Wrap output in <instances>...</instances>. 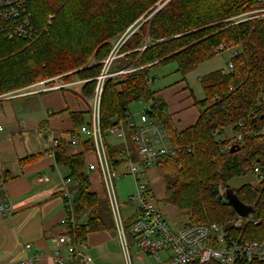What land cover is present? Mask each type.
Instances as JSON below:
<instances>
[{
  "label": "trees",
  "instance_id": "trees-1",
  "mask_svg": "<svg viewBox=\"0 0 264 264\" xmlns=\"http://www.w3.org/2000/svg\"><path fill=\"white\" fill-rule=\"evenodd\" d=\"M167 1L25 0L37 37L5 38L0 33V96L58 78L82 82L83 96L92 98L105 61L123 38L110 73L128 72L104 83L102 134L126 120L132 104L144 103L150 120L166 131L176 149L174 156L156 161L168 181L165 204L186 211L193 224L226 225L235 236L263 241L264 4L255 0ZM230 48L238 50L232 68L201 79L204 99L196 102L199 118L192 127L178 131L159 96L161 90L155 88L157 72L174 66V74L181 75L183 81L199 65ZM70 116L77 133L89 124L91 114ZM78 143L75 151L70 141L59 140L52 152L56 163L69 170L74 185L73 197L65 199L70 211L65 224L72 242L80 247L89 233L116 228L91 191L87 157L94 152L93 140L81 135ZM232 146H236L234 152ZM106 150L113 168L128 159L126 150L108 145ZM39 159V154L27 156L20 165ZM255 168L261 175L258 187L233 189L243 204L255 210L252 219L247 218L243 228L236 229L232 222L238 215L223 194L231 181L254 173ZM11 179L0 173L1 191Z\"/></svg>",
  "mask_w": 264,
  "mask_h": 264
},
{
  "label": "crops",
  "instance_id": "crops-1",
  "mask_svg": "<svg viewBox=\"0 0 264 264\" xmlns=\"http://www.w3.org/2000/svg\"><path fill=\"white\" fill-rule=\"evenodd\" d=\"M53 87L61 89L49 90ZM82 87L78 80L67 83L55 79L53 83H38L0 96V173H7L12 177L4 184L1 195L7 197L14 209L11 214H0V264H22L24 260L35 256L38 259L32 264H57V253L61 259L67 260V246L60 244L59 239L70 236V229L65 224L70 211L60 188L63 180L69 178V170L56 163L52 148L56 138L70 141L75 136L71 113H90L91 103L80 99ZM159 96L167 104L178 131L182 132L196 123L200 115L196 107L198 101L189 89L186 79L178 86L161 90ZM128 121L137 122L131 113L121 122L126 124ZM105 145L128 151V159H139L129 146L114 147L106 139ZM77 150L78 145L75 147V151ZM37 154L40 159L35 163L24 167L20 165L21 159ZM97 163L94 153L88 155L87 167ZM109 163L113 170L122 168L124 164L113 168L111 162ZM152 168L162 175L159 167L155 165L146 170L145 176H150ZM98 172L97 180L104 189L105 197L103 179L100 171ZM89 177L91 191L96 193L92 189L91 174ZM162 177L164 178L163 175ZM135 185L137 192L136 181ZM73 188L74 185L71 184L69 190L72 195ZM148 190L155 202H159L160 198L149 188ZM97 196L100 197L98 194ZM114 225L116 230L113 232L89 233L84 243L77 247L91 260L89 264H126L115 218ZM27 245L31 246L30 250L26 249ZM74 264L88 263L76 261Z\"/></svg>",
  "mask_w": 264,
  "mask_h": 264
},
{
  "label": "built area",
  "instance_id": "built-area-1",
  "mask_svg": "<svg viewBox=\"0 0 264 264\" xmlns=\"http://www.w3.org/2000/svg\"><path fill=\"white\" fill-rule=\"evenodd\" d=\"M25 6V0H0V33H3L5 38L18 37L30 40L37 37V33L30 25V15L27 14ZM124 41L123 38L120 39L110 58L105 61L103 72L97 78L98 83L94 96L88 99L81 92L80 99L91 103L90 121L89 124L80 127L75 136L69 140L73 148L78 145V137L81 135L93 140L95 148L93 153L97 157L98 163L89 164L88 169L90 172L100 171L101 173L106 197L122 240L126 264H132L115 191V179L118 178V174L117 170H113L110 166L104 135L100 127L101 96L106 79L128 72V70H124L110 73L118 48ZM230 67L232 68V64ZM55 79L46 82L53 83ZM46 82H41L40 85ZM58 89L61 88L53 87L49 90ZM148 111L146 106L140 115V124L134 121L126 123L133 132V141L139 159L135 161L130 158L122 165L137 184V192L131 197V201L136 204V210L132 217L130 232L138 249L144 251L147 256H152L157 264H251L264 262V240H250L245 238L243 234L235 236L227 231L226 225H196L188 220L186 222L184 220L181 224H172L165 213L160 211L152 193L144 183L145 172L155 166L158 159L174 156L176 149L171 145L166 131L157 122L150 120ZM124 124V122H119L109 129L107 134L125 139ZM59 140L56 138L53 141L54 148L59 145ZM254 172L259 173V169L255 168ZM71 184L72 180L66 178L60 188L63 197L67 200L73 197L69 190ZM13 212V206L8 202L7 197H2L0 189V214ZM252 217L251 215L246 218L238 216L232 224L236 229H242L247 218L249 221ZM59 243L67 246L68 257L65 261L57 253L55 255L57 264H74L76 261L88 264L91 262L78 250L70 236L60 238ZM26 249L30 250L31 246L27 245ZM36 259H38L37 256L28 258L22 264H32Z\"/></svg>",
  "mask_w": 264,
  "mask_h": 264
},
{
  "label": "rangeland",
  "instance_id": "rangeland-1",
  "mask_svg": "<svg viewBox=\"0 0 264 264\" xmlns=\"http://www.w3.org/2000/svg\"><path fill=\"white\" fill-rule=\"evenodd\" d=\"M258 1V0H255ZM263 2L264 1H258ZM262 11V10H261ZM254 13H257L255 11ZM252 15L246 14L244 16H240L239 19H243L244 17H248ZM143 17L140 19L142 20ZM144 21V20H142ZM133 31V30H129ZM131 33V32H130ZM120 40L117 41V44ZM116 44V45H117ZM115 45V46H116ZM238 50L234 48L227 49L217 55L215 58L199 65L196 70L192 71L191 73L185 76L186 83L189 86V89L193 92L194 97L197 101H202L204 99V92L201 86V79L210 73L224 70L226 72L230 71L231 62L236 55ZM175 67L168 66L164 69L157 72V84L155 88L157 90H166L173 86H178L179 84L184 83L185 80L181 81L183 78L181 75L174 74ZM185 85V84H184ZM16 92V91H15ZM13 93V92H10ZM8 93V94H10ZM6 94V95H8ZM4 96V95H3ZM146 105L144 103H134L130 107V113L132 116L135 117L137 123H140V114L144 112ZM124 138H118L115 135H105L106 141L113 145L114 147H126L129 146L131 151L134 152L135 155H138L137 148L133 141V134L127 124L124 125ZM150 176L146 175L144 177V183L146 184L147 188H149L152 192L155 193L156 197L160 198L159 202H155L157 207L160 209L161 212L165 213V215L169 218L172 224H181L184 220H189V217L186 215V211L176 208L172 205L165 204L164 197L166 196V186L167 180L162 177V175L158 172V170L151 169ZM118 178L115 179V191L118 197V203L120 206V215L122 217L124 228H125V235L127 238V247L129 250L130 257L132 259L133 264H157L156 260L153 259L152 256H147L144 251L138 249L134 238L131 235L130 229L132 225V217L136 210V204L131 201V197L136 194V185L135 180L132 176L128 175L125 169L119 168L117 169ZM92 189L100 196L99 199L101 200V204L104 207V216L107 218L108 221L112 222L113 213L110 209V204L107 197L103 195L104 189L102 185H99L97 180L98 173L92 172ZM260 173H253L250 172L246 177L239 178L231 181L229 183L230 189L237 190L244 185H251L254 187H258L260 183ZM161 199H164L161 201ZM165 210V211H164ZM114 220V218H113Z\"/></svg>",
  "mask_w": 264,
  "mask_h": 264
},
{
  "label": "water",
  "instance_id": "water-1",
  "mask_svg": "<svg viewBox=\"0 0 264 264\" xmlns=\"http://www.w3.org/2000/svg\"><path fill=\"white\" fill-rule=\"evenodd\" d=\"M169 1V0H168ZM167 1V2H168ZM166 2V3H167ZM165 3V4H166ZM165 4H163L162 6H160L158 8V10L154 13L156 14L159 9H161ZM153 14V15H154ZM236 149V146H232L231 147V152H234ZM223 197L224 199L226 200V202L234 209L235 213L242 217V218H246L248 217L249 215H253L255 213V210L253 207L251 206H246L245 204H243L239 198L237 197V195L235 194L234 190L233 189H226L224 191V194H223Z\"/></svg>",
  "mask_w": 264,
  "mask_h": 264
}]
</instances>
